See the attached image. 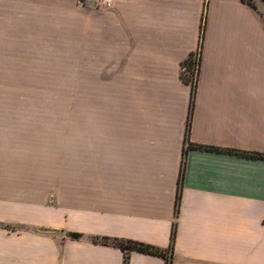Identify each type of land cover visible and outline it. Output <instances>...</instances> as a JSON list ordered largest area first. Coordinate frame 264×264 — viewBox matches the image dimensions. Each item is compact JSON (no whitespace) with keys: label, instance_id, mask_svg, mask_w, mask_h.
<instances>
[{"label":"crops","instance_id":"crops-1","mask_svg":"<svg viewBox=\"0 0 264 264\" xmlns=\"http://www.w3.org/2000/svg\"><path fill=\"white\" fill-rule=\"evenodd\" d=\"M75 3L0 0V52L47 37ZM78 15L95 95L78 169H37L30 126L0 113V264H125L97 239L168 251L175 222L171 264H264V0H114ZM199 50L193 86L183 66Z\"/></svg>","mask_w":264,"mask_h":264},{"label":"rangeland","instance_id":"rangeland-1","mask_svg":"<svg viewBox=\"0 0 264 264\" xmlns=\"http://www.w3.org/2000/svg\"><path fill=\"white\" fill-rule=\"evenodd\" d=\"M73 9L55 13L47 37L38 31L23 38L19 54L0 52V113L30 126L37 169H78L81 106L83 115L84 102L95 100L92 77L83 76L79 61L78 12L84 7L77 2Z\"/></svg>","mask_w":264,"mask_h":264},{"label":"trees","instance_id":"trees-1","mask_svg":"<svg viewBox=\"0 0 264 264\" xmlns=\"http://www.w3.org/2000/svg\"><path fill=\"white\" fill-rule=\"evenodd\" d=\"M203 36H204V32L201 33L200 46H202V43H203ZM197 53L200 54V61H201V50H199ZM194 55L186 63L187 71H186V74L184 76L186 80L191 81L193 83V86H195L196 81L198 79V75H199V71H198L197 77H194V71H193V64H194L193 57H194ZM199 65H200V62H199ZM194 93L195 92L193 90V95H194ZM192 105L193 104L191 103V111H192ZM188 125H189V123H188ZM180 198H181V190L179 189L178 194H177V200H176V212H178V210H179ZM176 233H177V224L175 222L173 225V231H172V236H171V248H170V250H168V251H170V253H171L173 246H174ZM70 235L74 238H80L82 236L81 233H78V232H72V233H70ZM97 240L104 242V243H112V244H115V245L121 247L126 252L125 264H128L129 252L131 250H138V251L145 252V253L164 256V257H166V261H167L166 264H171V258H170V254H168V251H165L164 249H161V248L153 246V245L145 244V243L134 241V240L111 239L108 237H103V238H100Z\"/></svg>","mask_w":264,"mask_h":264},{"label":"built area","instance_id":"built-area-1","mask_svg":"<svg viewBox=\"0 0 264 264\" xmlns=\"http://www.w3.org/2000/svg\"><path fill=\"white\" fill-rule=\"evenodd\" d=\"M78 4L85 8H94V7H110L113 5L114 0H77ZM193 64L194 77H197L199 71V62L200 54L195 53ZM183 71H187V66H183Z\"/></svg>","mask_w":264,"mask_h":264}]
</instances>
